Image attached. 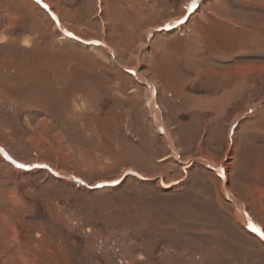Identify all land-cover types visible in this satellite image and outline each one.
Masks as SVG:
<instances>
[{"label": "rangeland", "instance_id": "1", "mask_svg": "<svg viewBox=\"0 0 264 264\" xmlns=\"http://www.w3.org/2000/svg\"><path fill=\"white\" fill-rule=\"evenodd\" d=\"M238 213L264 0H0V264H264Z\"/></svg>", "mask_w": 264, "mask_h": 264}, {"label": "bare ground", "instance_id": "2", "mask_svg": "<svg viewBox=\"0 0 264 264\" xmlns=\"http://www.w3.org/2000/svg\"><path fill=\"white\" fill-rule=\"evenodd\" d=\"M60 38L61 39H67L68 40V38H70V39H72L73 40V37H68L66 34H64V33H61L60 34ZM85 45V44H84ZM91 46V45H90ZM158 112V111H157ZM156 113V112H155ZM218 172H220L218 169H216ZM242 214V213H241ZM239 218H240V220H241V223L242 224H244V225H246L247 227H249L250 228V231L251 232H253V233H255V234H258L257 232H255V231H253L252 229H253V226L254 225H252L249 221H248V219L246 220L245 218H244V216H242V215H240V213H238V215H237ZM246 227V228H247ZM255 227V226H254ZM256 228V227H255ZM259 235V237L263 240L264 238H262V236H261V234H258Z\"/></svg>", "mask_w": 264, "mask_h": 264}, {"label": "snow or ice", "instance_id": "3", "mask_svg": "<svg viewBox=\"0 0 264 264\" xmlns=\"http://www.w3.org/2000/svg\"><path fill=\"white\" fill-rule=\"evenodd\" d=\"M252 230L255 231V232H257L258 234H261L262 238H264V233H260V230L259 229L255 228L253 226V229Z\"/></svg>", "mask_w": 264, "mask_h": 264}]
</instances>
